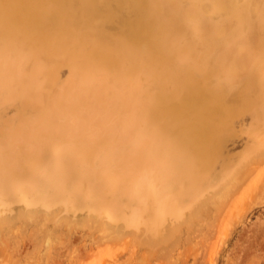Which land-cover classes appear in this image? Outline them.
Listing matches in <instances>:
<instances>
[{"label": "bare ground", "instance_id": "1", "mask_svg": "<svg viewBox=\"0 0 264 264\" xmlns=\"http://www.w3.org/2000/svg\"><path fill=\"white\" fill-rule=\"evenodd\" d=\"M262 91L264 0H0V222L34 226L10 264L53 233L78 257L157 236L238 189L264 161Z\"/></svg>", "mask_w": 264, "mask_h": 264}, {"label": "rangeland", "instance_id": "2", "mask_svg": "<svg viewBox=\"0 0 264 264\" xmlns=\"http://www.w3.org/2000/svg\"><path fill=\"white\" fill-rule=\"evenodd\" d=\"M261 93L264 94L263 91ZM258 114L255 117L256 120H254V122L257 121L256 123L260 122V124H261V122L264 123V114L260 113L259 115H261V116H259ZM261 117H262V119H260ZM44 132L45 131H41V133H39V134H42ZM40 140H43V139H40ZM260 160H258V162L256 161V163H255L256 165L254 164V165H252V167L249 168V170H248L249 173L247 174V177L245 178V180L242 181L241 186L240 187L238 186L239 188L236 187L238 189L235 190V188H234L233 191H231V190L228 191L229 193L231 192L230 193L231 195L228 192L223 194L225 199H224V197H222L221 198L222 200L219 199L220 201L219 200L217 201L220 204H218L217 202H215L212 205H210L208 203V204H206L207 206L204 204V206H206L205 207L206 209H204L203 204H202L204 202H199L201 205L198 203V207L201 206L202 210L200 208H198L197 213L192 212V214L195 215V214H198V212L200 211L199 215H197L195 217L190 216V217H192L190 219L191 220L193 219L192 220L193 222H191V220L188 218L189 217V215H187L188 213H186L185 214L186 217L184 216L182 218H179L178 220H176L172 224H169L167 226V228L162 232V234H158L160 239H159V237H157L158 235L157 236H150L149 234L140 233V231L137 230L136 228L131 227L132 228L131 229L130 227H128V229H126V230L124 229V230L116 231L113 234H111L109 238H105L106 241L105 240L103 241L105 243H102L103 239H100L101 241L99 240L100 242L95 243V245H93L92 248L88 247L87 249H85L86 251H85L84 256L78 257L77 254L81 249L80 247L82 246V242H78V241H76V243L74 242L78 246V247L76 246L77 249L75 248L74 243L71 244V245H73L72 247L74 248L75 252L72 250L73 248L70 246V249L67 251L68 253L63 254L61 252V250H64V249H63L62 244L59 240V237L62 235H60V233H57V235H55L56 233H53L51 235V237L49 238L50 244H51V251H49V252L46 251L47 245H45V244H47V243L45 241L43 242V240H41V242H40V245H42V248L39 252V256H40L39 264H57V263L67 264L69 262L70 263L73 262V264H119V263L122 264L123 262L125 264H136L138 262L137 264H139V263H141V261H142L141 259H143L144 256H145L144 259H146V257H147L148 260L143 259V261H142L143 263H141V264H154V263L155 264H179L182 262H188L189 264H192L190 262L193 260V255L195 253V249H196V253L198 252V254L196 256L197 257L196 264H250V263L251 264H264V260H263L264 259V237H263L264 236V222H263L264 221V199H262L263 198L262 193L264 192V184H263L264 183V161L259 162ZM250 189H252V191H250ZM227 193L229 194V196L226 195ZM249 194H251L250 196H252V197H249ZM261 195H262V198L260 197L261 200H260V198L257 199ZM245 197H246V199H245ZM245 201H247V202H245ZM245 203H246V205H245ZM243 204L245 205V207ZM136 205L138 207L137 211L138 210L140 211V209L142 208L141 204L137 203ZM239 207L242 208L241 209L242 212H240V213H239V210H240ZM243 207H244V209H243ZM249 207H251V208L249 209ZM220 210H222V211H220ZM218 211H220V213H218ZM214 212L215 213L217 212V214H219V215H217L216 216L217 219H215L213 221L212 219H214L215 215H216ZM238 215H239V217H238ZM240 216H242V218ZM183 218H186V219H183ZM79 219L80 218H78V219L76 218L74 220V223H75V221H78L80 225L83 224L85 226L82 225V227H81L80 225H78V222H77V224L75 223L76 224L75 226L78 225V227H77L78 231L80 232L81 230H83L85 228L87 230V226L89 225V224L87 225V223L89 222L88 221L89 219H86V220H84L82 218L80 219L82 221L84 220L86 223L80 221ZM187 219L190 220V222ZM257 219H261V220L259 221ZM182 222H184V223H182ZM0 223H2V224L4 223L5 225L4 224L3 225L6 226V227L3 226L2 231H6L5 228L7 229L9 227V225H11V224L13 225V226L11 225V227L13 229L10 228V230H12L13 232L11 231L12 233L10 235L8 233L9 237L6 233L7 240L9 239V241H11V240L12 241L8 242L5 238L4 239L2 238L0 241V244L3 247L2 248L0 246V264H8V263L10 264V263H12V257L10 255H12L14 259L17 257V255L20 257V250H19V241L21 239L20 236L24 237L25 234L31 233L34 226H33L32 222L22 223V226H21L22 232H21V234H19L18 230L17 231L14 230L16 228L14 227L13 222L8 223L7 221L3 220ZM2 224H0V231L2 229L1 228ZM186 225H188V226H186ZM209 225H211L212 227ZM15 226L17 227L18 225L15 224ZM173 226H175V227H173ZM226 227H227V229H229V231L227 229L225 230ZM175 228L177 229V231ZM130 229H131V231L134 229H136L137 231L135 232V230H134L131 233ZM127 230H128V232H127ZM35 231L37 234H36V236H34V239L39 240V238L42 236L40 235V233L37 229H35ZM246 231H247V234H246ZM16 232H17V234L15 236H11L12 234H14ZM129 232L132 235H130ZM137 233H139L140 235ZM226 233H227V235H225ZM118 234H120V235H118ZM134 234L135 235L137 234V236H135ZM259 234H261V235H259ZM163 235H165V239H162V238H164ZM2 236L3 235H1V237ZM131 236H133L136 239H134L132 237V241H131L130 240ZM145 236L147 238L149 237V239L147 240L145 238ZM11 237H13V238H11ZM221 237L223 238V240L221 239ZM141 238H142V240H141ZM154 238L155 239L157 238L158 241L155 240L156 242H153ZM167 238H169V239L167 240ZM255 238H256V240H255ZM17 239H19V240H17ZM137 239H139V240H137ZM260 239L262 242L260 241ZM145 240H146V243L143 242ZM165 240H166V242H165ZM207 240H208V242H207ZM3 241H4L6 246L3 244ZM127 241H128V244L126 243ZM138 241L139 242L141 241V242L139 243ZM147 241L149 242L148 244H147ZM142 242L144 244H147L148 246H150L149 244H151V245L155 244V245H153L154 247H148V246L146 247V245H144ZM179 242H181L180 246H177V244ZM192 242H194L195 244ZM6 243L9 245V247L11 249L7 248L8 245ZM11 243L12 244L16 243V244L12 245ZM99 243L100 244L102 243V245H97ZM123 244H124V247L127 244L128 249L125 248L126 249L125 250V249H122V247H120L122 250H124V251H122V250L120 251L119 246H122ZM193 245H195V246H193ZM192 246L194 248H192ZM240 246H241V248H240ZM261 246H262V248H261ZM178 247L181 249V251ZM244 247H247V248H244ZM112 249L113 250L115 249V250L113 251ZM117 249H119V250H117ZM135 249H136V251H135ZM237 249L239 251H237ZM8 250L9 251L12 250L10 253L13 252L14 254L13 253L9 254ZM15 250H19V251L16 252ZM148 250H150V252L152 251V253H150ZM177 250L179 251V253ZM119 251L122 253H119ZM182 251H183V253H182ZM91 253H93V254L91 255ZM149 253H150V255H149ZM173 253H174V255H173ZM187 253L190 255H188ZM244 253H245V255L243 256ZM119 254H121V255H119ZM127 255H128V257H127ZM178 255L180 256V258H178L179 257ZM10 257H11V259H9ZM125 257H127L128 260ZM140 257H142V258L140 259ZM186 257H188V258H186ZM175 258H177V259H175ZM54 259H55V262H54ZM60 259H61V261L59 262L58 260H60ZM124 259H125V261H124ZM137 260H140V261H137ZM181 260H184V261H181ZM15 261H16V259H15ZM15 261H13V263ZM19 261H20V259L17 262H15L14 264H22Z\"/></svg>", "mask_w": 264, "mask_h": 264}]
</instances>
